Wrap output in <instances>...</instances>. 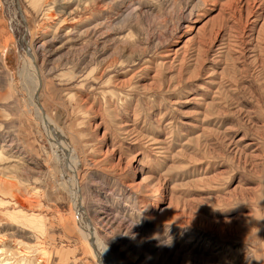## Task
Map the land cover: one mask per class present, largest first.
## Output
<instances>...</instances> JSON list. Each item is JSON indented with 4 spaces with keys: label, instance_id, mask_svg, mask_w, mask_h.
<instances>
[{
    "label": "rangeland",
    "instance_id": "obj_1",
    "mask_svg": "<svg viewBox=\"0 0 264 264\" xmlns=\"http://www.w3.org/2000/svg\"><path fill=\"white\" fill-rule=\"evenodd\" d=\"M17 1L0 264H264V0Z\"/></svg>",
    "mask_w": 264,
    "mask_h": 264
},
{
    "label": "bare ground",
    "instance_id": "obj_2",
    "mask_svg": "<svg viewBox=\"0 0 264 264\" xmlns=\"http://www.w3.org/2000/svg\"><path fill=\"white\" fill-rule=\"evenodd\" d=\"M19 1V0H18ZM17 1V2H18ZM32 1V0H31ZM27 57L28 59L31 58L30 54L27 53ZM33 58V57H32ZM32 62V61H31ZM33 62L35 63L34 59H33ZM29 64V63H28ZM39 87V86H38ZM36 94V93H35ZM35 106L36 108H34V114L36 115V117L40 120V124L43 126L42 128L44 129L45 132H47L48 136H51V135H55L53 136L54 138H51L52 141L55 142V144H57L59 147H62L64 152H65V155H63V158L65 159V161L69 164L71 163L72 161L70 160L69 161V158L70 157V154L71 152L69 151L68 147L65 146V144L63 143V139H61L62 137H60L57 133H56V130H55V127L53 126V124L50 122V119L48 118L47 114H45V112L43 110H41L38 106H39V102L37 101L36 99V103H35ZM78 178V175L75 174L74 176V179H77ZM73 195H74V198L76 199V202H77V213L78 214H81L82 216V232L84 233V235L86 236V239L89 243H91L92 245V248L94 250H96V245L94 244V241H96V238H97V232L96 230L94 229V224H93V221L91 220V218H89L86 215H84V212L86 211H83L84 210V207L80 201V194H79V189L78 187L76 186L74 192H73ZM73 215V214H72ZM95 216V215H94ZM104 217V216H103ZM30 218V217H29ZM110 218V217H108ZM75 219V218H74ZM95 219V218H94ZM102 220L103 218H100L99 221H98V224L102 223ZM35 221V220H34ZM108 221V219L106 220ZM100 222V223H99ZM109 224V223H108ZM111 224H112V221H111ZM81 226V225H80ZM103 226V225H102ZM108 226V225H107ZM110 227V226H108ZM107 227V228H108Z\"/></svg>",
    "mask_w": 264,
    "mask_h": 264
},
{
    "label": "water",
    "instance_id": "obj_3",
    "mask_svg": "<svg viewBox=\"0 0 264 264\" xmlns=\"http://www.w3.org/2000/svg\"><path fill=\"white\" fill-rule=\"evenodd\" d=\"M36 99L38 100L39 99V92L36 93ZM41 110H43V107L39 104L38 106Z\"/></svg>",
    "mask_w": 264,
    "mask_h": 264
}]
</instances>
